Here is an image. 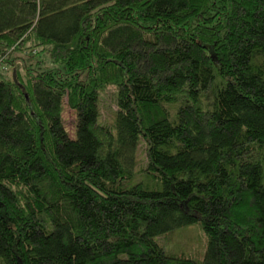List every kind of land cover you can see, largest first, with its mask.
I'll list each match as a JSON object with an SVG mask.
<instances>
[{
	"label": "trees",
	"instance_id": "obj_1",
	"mask_svg": "<svg viewBox=\"0 0 264 264\" xmlns=\"http://www.w3.org/2000/svg\"><path fill=\"white\" fill-rule=\"evenodd\" d=\"M0 264H264V0H0Z\"/></svg>",
	"mask_w": 264,
	"mask_h": 264
},
{
	"label": "rangeland",
	"instance_id": "obj_2",
	"mask_svg": "<svg viewBox=\"0 0 264 264\" xmlns=\"http://www.w3.org/2000/svg\"><path fill=\"white\" fill-rule=\"evenodd\" d=\"M48 67H51L47 64ZM22 76L24 77L23 73ZM112 88H108L105 94L101 97L100 102V121L103 124L109 125L112 115L115 112V106L112 101ZM64 127L68 135L73 138L75 130V114L70 111L66 105L62 113ZM139 166H144L143 146L140 147L137 154ZM163 249L171 255L192 258L194 260H202L205 247L206 238L198 225H192L176 229L166 237L158 239Z\"/></svg>",
	"mask_w": 264,
	"mask_h": 264
}]
</instances>
